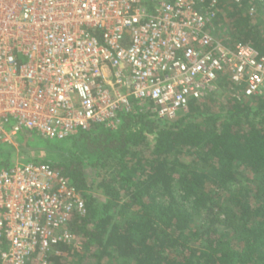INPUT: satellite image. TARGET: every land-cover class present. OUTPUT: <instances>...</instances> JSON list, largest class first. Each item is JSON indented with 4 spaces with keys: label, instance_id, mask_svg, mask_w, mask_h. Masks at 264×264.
Here are the masks:
<instances>
[{
    "label": "built area",
    "instance_id": "obj_1",
    "mask_svg": "<svg viewBox=\"0 0 264 264\" xmlns=\"http://www.w3.org/2000/svg\"><path fill=\"white\" fill-rule=\"evenodd\" d=\"M221 1L0 0V144L23 130L62 141L115 128L133 101L172 121L222 79L261 94L264 51L212 35ZM85 211L47 164L0 170V264H53L59 245L76 246L71 222Z\"/></svg>",
    "mask_w": 264,
    "mask_h": 264
},
{
    "label": "trees",
    "instance_id": "obj_2",
    "mask_svg": "<svg viewBox=\"0 0 264 264\" xmlns=\"http://www.w3.org/2000/svg\"><path fill=\"white\" fill-rule=\"evenodd\" d=\"M221 6L212 24L264 51V0ZM118 121L46 139L48 157L34 162L59 172L85 201L70 226L76 246L59 245L53 264H264V92L209 95L172 121L133 101ZM14 152L0 149V170L13 167ZM85 166L99 178L98 197Z\"/></svg>",
    "mask_w": 264,
    "mask_h": 264
},
{
    "label": "rangeland",
    "instance_id": "obj_3",
    "mask_svg": "<svg viewBox=\"0 0 264 264\" xmlns=\"http://www.w3.org/2000/svg\"><path fill=\"white\" fill-rule=\"evenodd\" d=\"M222 6L220 8V13L223 14ZM252 17H254V21L259 18V14L256 9H253ZM261 20L264 21V15H260ZM264 23V22H263ZM264 25V24H263ZM212 30L218 33V36L215 37L219 42L223 43L226 46H233L237 44L236 42H233L234 40L230 36V31L224 28V24L220 22L219 25L212 24ZM264 26H262V30ZM213 35V33H212ZM214 36V35H213ZM228 88V87H227ZM230 89V88H229ZM228 90V89H227ZM232 90L230 89V92ZM230 92L225 90H216L214 91L210 96L217 95L220 97L224 94V97L227 98L230 95ZM264 92V91H263ZM10 128L7 127V131H9ZM25 132V133H24ZM45 140V141H44ZM33 143L32 146L21 148V146L26 142ZM54 142L56 140H47ZM13 145L10 144H0L1 150H7V149H14L15 152L12 155L11 163L13 166L15 165H23L30 162H37V161H43L46 160L48 157L47 153H45L42 149L44 148V145L46 144V139H43L40 135L37 133H26V131L19 132L13 139ZM35 143V144H34ZM44 144V145H43ZM84 174L86 177V182L89 186L90 192L95 195L96 197L100 196V191L98 188V182L99 178L96 177V171L89 167H84Z\"/></svg>",
    "mask_w": 264,
    "mask_h": 264
}]
</instances>
